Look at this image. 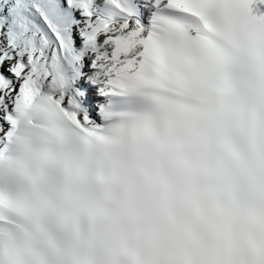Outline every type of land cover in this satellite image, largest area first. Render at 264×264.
<instances>
[{
  "label": "snow or ice",
  "instance_id": "obj_1",
  "mask_svg": "<svg viewBox=\"0 0 264 264\" xmlns=\"http://www.w3.org/2000/svg\"><path fill=\"white\" fill-rule=\"evenodd\" d=\"M0 264H264V0H0Z\"/></svg>",
  "mask_w": 264,
  "mask_h": 264
}]
</instances>
